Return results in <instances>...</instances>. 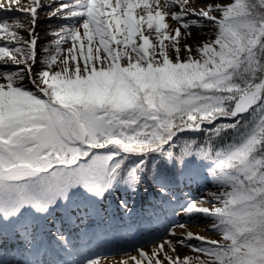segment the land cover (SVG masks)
Segmentation results:
<instances>
[{
  "label": "snow or ice",
  "instance_id": "1",
  "mask_svg": "<svg viewBox=\"0 0 264 264\" xmlns=\"http://www.w3.org/2000/svg\"><path fill=\"white\" fill-rule=\"evenodd\" d=\"M195 2L0 0V264H102L81 230L152 189V247L119 264H264V0ZM185 175L214 190L176 209Z\"/></svg>",
  "mask_w": 264,
  "mask_h": 264
},
{
  "label": "bare ground",
  "instance_id": "2",
  "mask_svg": "<svg viewBox=\"0 0 264 264\" xmlns=\"http://www.w3.org/2000/svg\"><path fill=\"white\" fill-rule=\"evenodd\" d=\"M190 2L192 3V6L196 7V8L203 6L200 3H196L195 0H190ZM10 15H21V14L11 13ZM54 20H56V19L54 18ZM173 27H175V25H173ZM25 38H27V37H25ZM152 192H153V194H152ZM187 192L184 190H182L180 192V194H181L180 197L182 198V202L188 196ZM150 193H148L149 197H147V199L141 198V195H140V197L137 198V202L130 206V208L132 209L131 216L122 217V216L118 215L119 217L117 218V221L119 222L122 219V224L125 225V227H122V228H125V230L122 231L121 228L118 229L119 236L124 237L127 232L130 235L129 234L127 235V238L124 240L123 244L121 245V246H124V248H122V249H124L123 252L120 253L122 255L116 256V258H113V260H108V261H110V262L107 261L108 264H111V262H115V264H119V262L122 260V258H124L125 252H129V253H131V255H137L138 253L136 251H133V249H135V247H133V246H135L137 244H145L146 243L145 239L151 237L150 235L156 233L157 229H159L160 226L158 225V223L153 222L152 217L150 216V212L148 209L152 208V209H156V211H160L161 205H160L159 198L156 196V190H153V191L151 190ZM205 196H206V194L202 195L200 198H204ZM154 203L156 205H154ZM163 207L169 208L168 205H163ZM114 208L117 210L121 209L117 205H115ZM168 211H169V209H168ZM115 213H118V212H115ZM167 215H168V213H167ZM193 219H198V222H195V223L188 222V224H189L188 230L189 231H192L193 233L208 237L210 239L215 238L211 230H206V229H208V223H205L204 221H202L198 217H194ZM139 220H142V224H140ZM134 223L136 225L137 224L143 225V229H145V230L143 231L141 229V226L136 227L134 225ZM128 224H132V226L135 227L136 229L134 228L133 230H131L130 228L127 227ZM150 228L155 229V231L151 232ZM92 231L99 234L98 239H99V244H101L102 243L101 239L105 236L103 230L100 227L95 226ZM180 231H181L180 229H177L178 233ZM72 235L75 236L76 232L75 233L72 232ZM82 242L85 245L84 253L86 251L90 250V248H91V250L92 249H94V251L96 250V247H95L96 244H94V242H92L91 244H89L88 241L85 242V240H83ZM103 243H105V241ZM145 245H147V244H145ZM151 247L152 246H145V250L150 251ZM178 253L181 257H183L185 255H191L192 254V252H190V250L185 249V248H178Z\"/></svg>",
  "mask_w": 264,
  "mask_h": 264
},
{
  "label": "rangeland",
  "instance_id": "3",
  "mask_svg": "<svg viewBox=\"0 0 264 264\" xmlns=\"http://www.w3.org/2000/svg\"><path fill=\"white\" fill-rule=\"evenodd\" d=\"M57 24H58V21L53 19V21L51 22V25L49 26V24L44 22L43 18L41 19V21L38 24V27L36 28V32L39 34V37H40L39 46H41V47L48 46L49 42L53 39V37L51 35H49L48 33L51 31V29L56 28ZM173 25H175L174 22H173ZM211 35H212L211 31H207V35L205 34V31H203V30L199 34H197L196 32H193V35H192L191 39H189L187 41V43L195 46L198 42L204 41L205 39L209 38ZM25 37H27L26 33H25ZM39 68H40V65L37 64V70H39ZM180 183H181L182 186L179 187V188H177V186H176L175 189H174L175 192H176V196H178V198H179L178 201L177 200H173V207H175L176 209H179V203H181V200H182V198H180V196H181L180 192L182 190H184L186 192L188 191L187 193H189L191 190H193L192 194L190 195L192 198L201 197L202 195L206 194L208 191L214 190L210 181H205V183L207 184V187H204V189L200 188L201 186H203V184L200 187H199V184H191V183L187 184L186 182H184L183 178L180 179ZM153 190H155V189H152V191ZM148 193H150V192H148ZM148 193L145 194V193L142 192L140 195H141V197L143 199H147V197H149ZM152 194H153V192H152ZM115 205L119 206V204H118V196L110 197L105 203V208L107 210V216L109 217V219L106 222V224L108 225L109 229L105 230V231L109 232V234H108V236L103 238V241L108 240L109 237H112L114 239V237L111 236L113 234V227L111 226V224H114L113 223V220H114V217H115L114 213L117 210V209L114 208ZM131 205H132V203L130 202L129 207ZM168 209H169V211L166 210L168 215L172 216V218H174V219H176L178 221H181V222L188 221V222H193V223L198 222V219H193L194 217L189 219V218L183 216L181 214L182 210H179L177 214L173 215V208L169 207ZM151 210H149L150 213H151ZM117 211L119 212L118 215H121L122 217H129V216L124 214V211L122 209H118ZM198 218H200L205 223H208L203 218H201V217H198ZM92 222L97 224V225H99L101 227V225L99 224L98 220H94ZM140 222L142 223V220H140ZM132 224H128V226H127L131 230H133L135 228V227L132 226ZM87 227H88V225H87ZM87 227L82 229V230L86 231ZM89 229L90 228L88 227V230H87L88 233H89ZM150 229H151V232L155 231V229H153V228H150ZM213 235L215 237L214 239H218L219 238L214 233H213ZM105 245H101L102 247L99 246L100 250H98V252H96V253L91 254V256H94V257L95 256L101 257L102 258V264H108L107 263L108 260H113V258H116V256L122 255V254L118 253V251L114 252L113 248H111V246H105ZM145 246H152V244H149V245L147 244ZM133 247H136V246H133ZM133 251H135V249H133ZM196 255H198V254H196V253H192L191 254V256H196ZM108 262H110V261H108ZM111 264H115V262H111Z\"/></svg>",
  "mask_w": 264,
  "mask_h": 264
},
{
  "label": "trees",
  "instance_id": "4",
  "mask_svg": "<svg viewBox=\"0 0 264 264\" xmlns=\"http://www.w3.org/2000/svg\"><path fill=\"white\" fill-rule=\"evenodd\" d=\"M185 177H187V175H185ZM199 179V178H198Z\"/></svg>",
  "mask_w": 264,
  "mask_h": 264
}]
</instances>
